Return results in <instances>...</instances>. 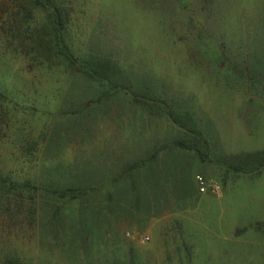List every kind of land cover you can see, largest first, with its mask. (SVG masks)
Wrapping results in <instances>:
<instances>
[{"label":"rangeland","instance_id":"374dc122","mask_svg":"<svg viewBox=\"0 0 264 264\" xmlns=\"http://www.w3.org/2000/svg\"><path fill=\"white\" fill-rule=\"evenodd\" d=\"M67 7L72 53L115 59L130 91L42 66L11 30L15 1L0 0V172L19 186L0 193V264H264V168L222 161L264 150V0ZM169 105L195 119L202 155L176 144L192 139ZM146 159L138 200L115 178ZM71 187L89 195L59 197Z\"/></svg>","mask_w":264,"mask_h":264},{"label":"trees","instance_id":"16d2710c","mask_svg":"<svg viewBox=\"0 0 264 264\" xmlns=\"http://www.w3.org/2000/svg\"><path fill=\"white\" fill-rule=\"evenodd\" d=\"M14 1L15 14L13 16V27H11V30L12 32L17 29L19 30L18 38L21 48L25 49L30 54L34 53L36 61H39L42 66H58L67 61L73 67L81 70L87 79L98 80L102 85H106L111 89L121 87L123 89L128 88V84L123 81L126 78L125 69L118 63H114L115 59L104 56L105 54L95 55V53L93 54L90 51L82 56V58L75 57L74 53H72L71 45L67 41L69 35L67 27L71 21V12L67 5H71L73 0ZM36 11L45 15V22L41 28L32 27V25H34V15ZM20 28L22 30H20ZM245 70L248 71L249 69L246 68ZM247 79L252 80L257 78L251 75L247 76ZM257 80L259 84H261V82L264 83V77L261 79L258 78ZM127 90L130 91V89ZM3 95L4 94L0 92L1 117L6 115V107H8V103ZM165 108L167 109L166 115L168 119L192 139L191 142L189 141L187 143L182 140L176 141V144L185 150L198 151V154L202 155L201 148L204 146V142H201V132L192 115L189 112L180 113L175 111L171 105ZM222 161L229 169L239 174L258 172L264 168V150L242 153L230 157L224 156L222 157ZM150 162L149 159L145 161H133L132 164L122 169L120 175L115 178L117 184L121 185L126 183L133 191H138V193H136L138 200H141L142 196L136 184L139 176H135L140 175V166L149 165ZM151 169L152 167L149 168V170ZM8 183H10V185H8ZM198 183L200 185L199 181ZM17 187L19 186L16 181L9 179L0 172V193L6 190L9 191L8 193L16 191L18 189ZM23 187L29 189L31 186L25 184ZM105 187H107V185H105ZM88 195L89 193L85 188L80 189L79 187L66 188L59 193L60 198H65L69 201H82V199L86 198ZM5 264L13 263L8 259Z\"/></svg>","mask_w":264,"mask_h":264},{"label":"built area","instance_id":"2783aa9c","mask_svg":"<svg viewBox=\"0 0 264 264\" xmlns=\"http://www.w3.org/2000/svg\"><path fill=\"white\" fill-rule=\"evenodd\" d=\"M198 181L200 182L201 185V191L204 192L207 188L205 181L201 177L198 178Z\"/></svg>","mask_w":264,"mask_h":264}]
</instances>
